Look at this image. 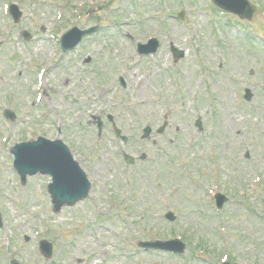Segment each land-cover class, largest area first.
<instances>
[{
    "label": "rangeland",
    "instance_id": "obj_1",
    "mask_svg": "<svg viewBox=\"0 0 264 264\" xmlns=\"http://www.w3.org/2000/svg\"><path fill=\"white\" fill-rule=\"evenodd\" d=\"M250 1L253 22L210 0H0V264H264V0ZM74 27L99 30L63 53ZM40 136L80 160L85 201L56 212L50 177L20 182L11 150Z\"/></svg>",
    "mask_w": 264,
    "mask_h": 264
},
{
    "label": "water",
    "instance_id": "obj_2",
    "mask_svg": "<svg viewBox=\"0 0 264 264\" xmlns=\"http://www.w3.org/2000/svg\"><path fill=\"white\" fill-rule=\"evenodd\" d=\"M238 1L214 0L219 7L225 10L237 12L242 18L254 19L255 17L244 15L235 8ZM93 31H86L80 34L74 31L71 32L69 38L72 37V39L70 38L71 43L68 48L75 47L83 36ZM145 132L149 134L150 129ZM123 140L126 141V138H123ZM13 153L16 157L15 167L24 182H26L29 175H36L37 173L51 175L53 182L49 186V191L57 212L64 205L74 206L77 202L87 198L91 184L63 143L41 139L38 143L20 145ZM131 162L133 161L131 160ZM168 249L172 250V248Z\"/></svg>",
    "mask_w": 264,
    "mask_h": 264
}]
</instances>
